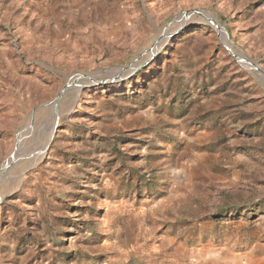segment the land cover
<instances>
[{
	"label": "rangeland",
	"instance_id": "rangeland-1",
	"mask_svg": "<svg viewBox=\"0 0 264 264\" xmlns=\"http://www.w3.org/2000/svg\"><path fill=\"white\" fill-rule=\"evenodd\" d=\"M5 170L0 264H264V0H0Z\"/></svg>",
	"mask_w": 264,
	"mask_h": 264
},
{
	"label": "bare ground",
	"instance_id": "bare-ground-1",
	"mask_svg": "<svg viewBox=\"0 0 264 264\" xmlns=\"http://www.w3.org/2000/svg\"><path fill=\"white\" fill-rule=\"evenodd\" d=\"M221 31H222V33L225 32L224 29H223L222 27H221ZM58 118H59V115L56 116V120H57ZM49 137H50V136H49ZM51 137H52V134H51ZM49 139H51V138H48V139H47V142L49 141ZM45 141H46V140H45ZM25 150H26V149H24V148H18V150H17V156L20 155V152H21V153H24ZM30 151H31V150H27L28 153H30ZM36 151H37V149H34L31 153H34V152H36ZM21 155H22V154H21ZM21 155H20V156H21ZM17 156H16V158H17ZM14 157H15V156H14ZM21 158H22V157H21ZM19 159H20V158H18V159H13L12 162H16V161H18ZM6 170H7V169H6ZM6 170H5L4 172H2V173H4V174H2V176H0V179L3 178V177H5V173L7 172Z\"/></svg>",
	"mask_w": 264,
	"mask_h": 264
}]
</instances>
